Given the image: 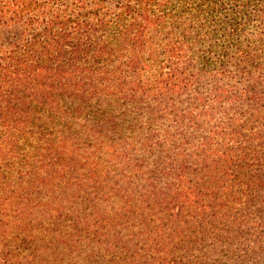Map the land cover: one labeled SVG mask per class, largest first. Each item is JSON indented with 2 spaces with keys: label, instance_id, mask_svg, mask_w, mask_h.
<instances>
[{
  "label": "trees",
  "instance_id": "obj_1",
  "mask_svg": "<svg viewBox=\"0 0 264 264\" xmlns=\"http://www.w3.org/2000/svg\"><path fill=\"white\" fill-rule=\"evenodd\" d=\"M0 264H264V0H0Z\"/></svg>",
  "mask_w": 264,
  "mask_h": 264
}]
</instances>
